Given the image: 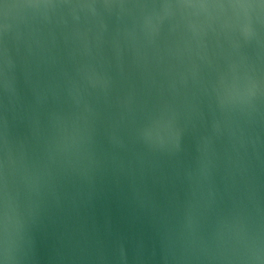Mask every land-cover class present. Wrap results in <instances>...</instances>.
I'll return each mask as SVG.
<instances>
[{
    "label": "water",
    "instance_id": "1",
    "mask_svg": "<svg viewBox=\"0 0 264 264\" xmlns=\"http://www.w3.org/2000/svg\"><path fill=\"white\" fill-rule=\"evenodd\" d=\"M0 264H264V0H0Z\"/></svg>",
    "mask_w": 264,
    "mask_h": 264
}]
</instances>
